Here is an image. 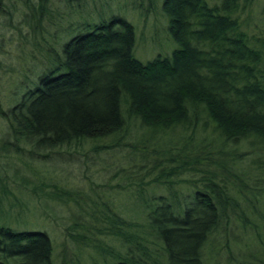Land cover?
<instances>
[{
    "label": "trees",
    "instance_id": "1",
    "mask_svg": "<svg viewBox=\"0 0 264 264\" xmlns=\"http://www.w3.org/2000/svg\"><path fill=\"white\" fill-rule=\"evenodd\" d=\"M7 1L9 16L15 3L22 4L19 24L40 32L50 15L49 0ZM252 1L161 0L168 34L178 47L145 63L133 56L134 28L125 19L86 21L84 31L61 46L57 65L22 80L18 85L36 78L37 83L0 111L5 151L17 153L23 145L34 153L76 150L84 143L97 150V142L126 133L128 117L155 132L200 115L223 144L253 136L264 146V38H250L240 20ZM65 2L81 9L85 0ZM219 165L188 194L143 197L142 223L122 218L107 203L87 211L81 205L86 202L73 199L93 223L81 224L75 241L92 243L112 264H204L210 237L221 226L226 230L232 210L240 209L233 188L218 178L226 170ZM37 191L43 190L33 187L36 197ZM56 192L47 195L59 201L64 194ZM241 211L235 214L245 217ZM108 239L118 240L120 249L109 247ZM53 250L44 231L0 226V264H54ZM236 264H264V242Z\"/></svg>",
    "mask_w": 264,
    "mask_h": 264
},
{
    "label": "rangeland",
    "instance_id": "2",
    "mask_svg": "<svg viewBox=\"0 0 264 264\" xmlns=\"http://www.w3.org/2000/svg\"><path fill=\"white\" fill-rule=\"evenodd\" d=\"M49 2L50 15L36 34L19 24L22 4L15 3L10 16V2L1 5L0 111L19 101L27 86L37 83L36 78L28 85V81L18 85L22 80H33L41 69L43 73L57 65L61 46L83 32L86 21L98 23L112 16L125 19L134 28L133 56L143 63L167 57L178 47L168 34L161 0H85L81 9V5H66L65 0ZM263 9L264 0H253L240 16L250 38H264ZM204 118L200 115L196 121L191 118L190 123L153 132L128 117L126 133L97 142L101 146L97 150L84 143L76 150L34 153L23 145L16 153L5 151L1 143L6 123L0 117V226L46 232L53 242L54 264H112L108 255L90 247L92 243L75 241V235L83 231L78 227L93 223L89 212L80 213L73 199L86 202L80 204L87 205V211L92 205L107 203L122 218L142 223L143 197L188 194L221 164L226 170L218 178L233 188L240 209L232 210L226 230L221 226L210 237L204 264H236L264 242V146L253 136L237 145L223 144ZM33 187L44 192L37 191L36 197ZM51 190L64 197L59 194V201L50 198L47 192ZM241 209L245 217L235 214ZM68 233L74 235L72 241ZM106 243L120 249L116 239Z\"/></svg>",
    "mask_w": 264,
    "mask_h": 264
}]
</instances>
